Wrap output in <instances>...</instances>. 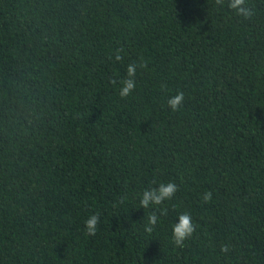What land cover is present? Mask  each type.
Wrapping results in <instances>:
<instances>
[{
	"label": "trees",
	"instance_id": "obj_1",
	"mask_svg": "<svg viewBox=\"0 0 264 264\" xmlns=\"http://www.w3.org/2000/svg\"><path fill=\"white\" fill-rule=\"evenodd\" d=\"M247 3L0 0V264H264V0Z\"/></svg>",
	"mask_w": 264,
	"mask_h": 264
},
{
	"label": "clouds",
	"instance_id": "obj_2",
	"mask_svg": "<svg viewBox=\"0 0 264 264\" xmlns=\"http://www.w3.org/2000/svg\"><path fill=\"white\" fill-rule=\"evenodd\" d=\"M217 6H223L225 0H215ZM227 7L232 9L236 15L243 17L244 19H249L253 15V9L247 3V0H227ZM122 48H118L115 51L114 59L120 61L123 59L121 53ZM112 57H110L111 59ZM148 67L147 62L131 63L127 66V78L122 80L121 87L119 89V96L121 98L129 97L136 88V73L137 68ZM113 84L116 81H112ZM185 103V93L183 91H178L175 95L170 96L167 100V108L173 113L182 110ZM178 191V186L174 182L160 183L157 187L145 189L140 198V206L142 209H148L153 205H162L165 201L171 200ZM202 201L207 203L212 200V193L206 191L202 194ZM160 214L167 215L166 209H159ZM158 215L156 211H153L147 217V223L145 224V231L151 233L158 223ZM100 224V217L98 214L90 215L85 221V235L95 236L98 230V225ZM195 225L192 221L190 214L182 213L178 216V222L172 226V242L177 248H182L185 246V242L188 241L195 232ZM221 251L223 253L229 252L227 245L221 246Z\"/></svg>",
	"mask_w": 264,
	"mask_h": 264
}]
</instances>
